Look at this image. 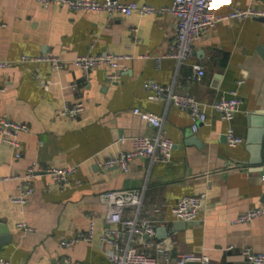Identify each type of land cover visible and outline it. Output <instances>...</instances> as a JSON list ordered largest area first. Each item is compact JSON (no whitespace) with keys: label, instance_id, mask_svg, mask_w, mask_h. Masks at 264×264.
Segmentation results:
<instances>
[{"label":"crops","instance_id":"0c3cea01","mask_svg":"<svg viewBox=\"0 0 264 264\" xmlns=\"http://www.w3.org/2000/svg\"><path fill=\"white\" fill-rule=\"evenodd\" d=\"M172 1L137 0L155 7ZM235 7L264 10V0H214L212 11L226 16ZM176 27L170 13L110 16L36 0H0V61L12 63L0 68V117L29 127L19 138V158L0 136V176L23 175L33 163L78 167L76 183L66 188L47 177L35 178V192L26 205L11 200L19 180L0 181L1 258L12 264H60L64 258L108 264L101 236L111 224L100 195L129 189H144V214L160 208L155 218L164 224L158 228L168 230L176 222L172 207L182 197L206 194L197 220L167 237L160 238L156 231L153 240L163 242L173 256L205 254L212 264H251L242 256L243 248L264 253V216L234 222L247 210L264 207V147L258 154L262 162L252 164L249 143L255 135L249 117L264 111V21L219 22L194 40L192 57L181 64L167 57ZM106 53L132 56L120 68V78H109L102 66L86 75L70 63L79 55ZM25 54L55 56L66 65L55 70L49 62H19ZM157 56H166L160 66ZM195 64L205 70L199 80L190 78ZM146 82L195 97L205 104L206 122L194 131L188 111L152 99ZM233 91L241 102L227 122L210 104ZM77 102L85 107L78 117L60 115L66 103ZM136 108L163 118L162 133L174 142L171 161L137 158L128 172L102 168L107 158L130 150L133 137L157 134L134 113ZM229 127L243 139L241 145H228ZM130 215L131 209L126 210ZM20 223L33 231L18 227ZM91 224V240L62 244L87 233ZM231 245L234 248L228 249Z\"/></svg>","mask_w":264,"mask_h":264},{"label":"built area","instance_id":"2783aa9c","mask_svg":"<svg viewBox=\"0 0 264 264\" xmlns=\"http://www.w3.org/2000/svg\"><path fill=\"white\" fill-rule=\"evenodd\" d=\"M44 6L58 4L72 11H98L106 12L112 16L123 14L130 16L138 14L142 17L152 14H172L177 21L176 34L171 44V52L167 57L173 58L179 64L189 60L193 54V42L196 38L215 27L219 22L227 19L246 20L259 19L264 21V10L255 7H235L226 16L213 14L214 0H173L169 6L155 7L152 5H142L137 0H36ZM166 56L155 57L158 66ZM132 56L116 53L106 54H84L76 56L70 61L73 65L81 68L84 74H89L94 68L102 66L109 70L108 76L112 79L120 78V68L125 61ZM21 63L49 62L53 69L61 70L66 62L61 58L44 55H22ZM11 62L0 61V68H7ZM193 75L191 79L199 80L205 75L204 68L193 65ZM243 83L242 81L239 82ZM146 89L151 93L152 99L166 100L173 103L180 109L188 111L193 120V130L197 131L201 124L207 120L204 110L205 104L195 97L179 93L173 86H164L156 82H146ZM77 85H71L76 89ZM0 91L4 88L0 87ZM240 99L236 91L231 93L229 98H222L210 104V107L220 113L224 121L230 122L238 112ZM85 107L82 102L75 104L66 103L60 115L74 119L78 117ZM134 113L141 119L146 120L157 129L155 136H136L131 139L132 148L123 151L118 155L111 156L102 162L104 169L118 168L122 172H128L130 163L143 158L151 163H169L172 158L174 142L162 133L163 118L154 113L143 111L139 108ZM29 132L27 124L14 122L0 117V136L3 141L15 151V157H21L20 135ZM229 146L235 147L243 143V139L238 137L234 129L229 127L225 133ZM78 171L77 166H47L42 167L37 163L31 164L23 175L10 177L0 176V181L17 179L20 182L17 194L11 197L15 204L26 205L35 192L33 180L39 176L49 178L60 188L73 185V176ZM264 179V177H263ZM100 200L107 208V219L111 226L105 230L101 236V242L108 247V264H212L208 255H195L192 253H179L173 256L163 242L153 240L158 226L163 225V221L156 220L155 215L160 213V208H154L153 212L144 214V189H129L107 191L100 195ZM206 194L182 197L173 207L172 213L176 221L192 222L199 218L205 205ZM131 209V215L126 216V210ZM264 216V207H257L240 214L235 223H249ZM18 227L26 231L33 229L26 223L18 224ZM94 228L91 224L87 233L80 234L77 238L64 240L62 244L72 246L79 240H91ZM229 246L228 249H233ZM242 256L251 264H264V253L256 252L250 247H245L241 251ZM0 264H12L9 260L0 257ZM60 264H79L68 258H64Z\"/></svg>","mask_w":264,"mask_h":264},{"label":"water","instance_id":"95a60500","mask_svg":"<svg viewBox=\"0 0 264 264\" xmlns=\"http://www.w3.org/2000/svg\"><path fill=\"white\" fill-rule=\"evenodd\" d=\"M249 122L251 123V126L254 129V133L255 135H253V137L250 140V144H253L252 146V150L250 152L253 154L254 156V160H251L250 163L252 164H258L261 163L262 160L259 159L258 154H259V149L260 146L264 147V111L259 112L258 114H254L253 116L249 117ZM256 156V158H255ZM264 163V161H263ZM264 171V170H263ZM264 202V200H263ZM189 225V222H185V221H176L173 224V228L169 229L167 227H159L157 229V235L162 238L163 237H167L168 234L173 233V231H179L182 230L184 228H186ZM163 233V234H162Z\"/></svg>","mask_w":264,"mask_h":264}]
</instances>
